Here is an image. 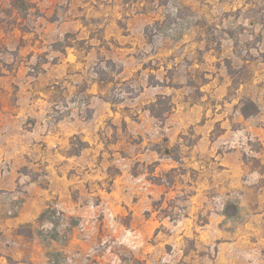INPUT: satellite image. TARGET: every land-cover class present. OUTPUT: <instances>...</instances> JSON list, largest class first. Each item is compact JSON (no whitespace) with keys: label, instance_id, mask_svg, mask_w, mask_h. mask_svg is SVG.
<instances>
[{"label":"rangeland","instance_id":"rangeland-1","mask_svg":"<svg viewBox=\"0 0 264 264\" xmlns=\"http://www.w3.org/2000/svg\"><path fill=\"white\" fill-rule=\"evenodd\" d=\"M27 2L0 0V264H264V0Z\"/></svg>","mask_w":264,"mask_h":264},{"label":"trees","instance_id":"trees-1","mask_svg":"<svg viewBox=\"0 0 264 264\" xmlns=\"http://www.w3.org/2000/svg\"><path fill=\"white\" fill-rule=\"evenodd\" d=\"M12 4L17 8H27L28 2L27 0H12ZM153 105H151V111L154 112V108L152 107ZM257 110H258L257 104L251 99L245 101L243 106L241 107V112L245 116L249 114H253L257 112ZM63 217H64L63 214H61V212L58 209H56L55 207L48 206L39 215V221H43L46 219L49 222H51V224L58 226L61 223L60 221L63 219ZM49 234L51 238H56L57 236L60 235L55 231V228H52ZM61 238H66V234L65 233L62 234Z\"/></svg>","mask_w":264,"mask_h":264},{"label":"crops","instance_id":"crops-1","mask_svg":"<svg viewBox=\"0 0 264 264\" xmlns=\"http://www.w3.org/2000/svg\"><path fill=\"white\" fill-rule=\"evenodd\" d=\"M49 206V204H46V207H48ZM37 207V210H36V212H35V215L32 217V219H35V222L37 223V219H38V217H39V215L41 214V212L45 209H43L42 208V205H37L36 206ZM51 207H55V206H51ZM57 208V207H56ZM58 209V208H57ZM39 225V224H38ZM51 240H53V239H51Z\"/></svg>","mask_w":264,"mask_h":264}]
</instances>
